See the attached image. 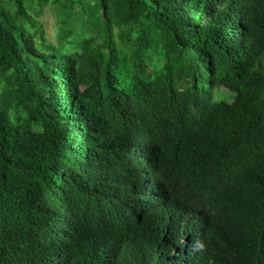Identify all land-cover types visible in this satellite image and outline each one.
Listing matches in <instances>:
<instances>
[{
  "label": "trees",
  "instance_id": "obj_1",
  "mask_svg": "<svg viewBox=\"0 0 264 264\" xmlns=\"http://www.w3.org/2000/svg\"><path fill=\"white\" fill-rule=\"evenodd\" d=\"M0 264H264V0H0Z\"/></svg>",
  "mask_w": 264,
  "mask_h": 264
},
{
  "label": "rangeland",
  "instance_id": "obj_2",
  "mask_svg": "<svg viewBox=\"0 0 264 264\" xmlns=\"http://www.w3.org/2000/svg\"><path fill=\"white\" fill-rule=\"evenodd\" d=\"M38 22L42 25L47 40L55 44V37L57 33V19L55 11L50 6L45 7L41 17L38 19Z\"/></svg>",
  "mask_w": 264,
  "mask_h": 264
}]
</instances>
